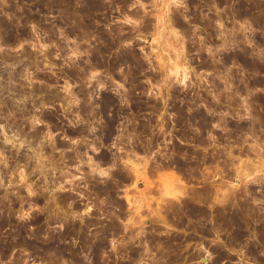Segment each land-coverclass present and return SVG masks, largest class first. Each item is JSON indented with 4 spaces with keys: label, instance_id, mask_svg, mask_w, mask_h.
I'll return each instance as SVG.
<instances>
[{
    "label": "rangeland",
    "instance_id": "rangeland-1",
    "mask_svg": "<svg viewBox=\"0 0 264 264\" xmlns=\"http://www.w3.org/2000/svg\"><path fill=\"white\" fill-rule=\"evenodd\" d=\"M101 1L107 7L93 10V18H89L86 0H0V222L7 227V232L19 225L22 229L25 226L30 236L36 229L31 221L47 223V233L43 234L46 237L52 233L57 235L58 246L53 250L60 257L54 260L34 257L27 248H11L7 254L0 249V264H264V238L260 243L257 241L258 237L264 236V9L259 12L257 8H264V0H249L252 12L245 37V34H238L235 39L234 29L232 37L226 35L227 30L224 35V26H219L220 33L210 40L208 35L201 33L193 36L192 41L175 30L168 16L175 9L184 7L182 0H154L155 5L151 0ZM257 2L259 6L255 5V8ZM142 13L146 17L152 13L155 21L160 19L157 25L165 26L147 31ZM161 18L166 19L164 24ZM239 23L234 25L240 28ZM121 27L125 31L135 28L137 32L129 38L125 35L128 32H122ZM109 34H115L117 38L122 34L129 39V43L125 40L120 47L115 44L111 50L114 53H109L121 52L124 56L135 51L137 65L143 63L147 70H158L159 74L164 71L157 82L151 81L148 73L139 75L146 86L145 92L138 93L139 98L153 97L159 105L162 100L166 104L164 101V107L159 109L163 113L143 116L145 124L143 129H138L140 144L136 161L127 151L130 144L128 129L125 135H121L122 129L110 131L109 143L104 142L100 147L83 145L86 139L83 129L85 107L91 104L95 109L101 108V101L104 102L106 96L126 90L124 80L115 76L114 71L104 72L89 65L91 59H95L94 54L98 56L95 52L98 37ZM89 71L95 77L89 75ZM49 113L54 115L53 121L48 119ZM100 117L93 121L97 128H91L93 136L90 137L99 132L100 124H106V117ZM34 129H40V134ZM146 138L150 142L148 149L141 145L147 143ZM55 140L62 144L47 145ZM108 150L121 152V164L100 163V153L108 154ZM182 163L187 169L179 167ZM192 164L197 166L196 181L188 180L182 174L193 170L188 168ZM130 172L135 173V182L131 187L124 186L127 189L120 196L102 198L96 193L97 185L90 186L94 193L88 191L87 180L92 177L110 179L111 173L119 177L121 173ZM150 172L159 175L150 177ZM190 183L201 187L194 189ZM202 187L211 188L214 191L212 197H207L208 200L198 197L195 204L198 205L200 198L199 207L204 205L202 210L206 212L212 209L209 213L213 215L214 209V212L224 211L229 198L231 205L225 209L231 211L226 214L230 213L231 218L234 216L229 223L234 229L236 226L239 229L250 227L249 240L235 245L224 243L223 235L215 236L216 243L227 254L224 258L214 256L211 240L200 244V253L196 256L191 253V247L183 251L177 249L178 245H171L170 253L163 252L165 243L162 242L169 235L160 233L179 229L166 219L167 209L176 210L180 203L183 205L184 197L193 199L192 195L198 189L203 190ZM88 193L93 202H87ZM247 202V207L260 211L254 220L249 217L251 215H244L243 205L238 209ZM212 218L213 221L216 217ZM240 218L247 219V224L251 220L249 227ZM85 221L114 222L119 227L106 226V231L113 232L100 239L93 235L90 246L82 250L81 245L86 241L81 239V234L76 236L74 230L80 231ZM157 223L163 225L153 227L154 237L151 236L150 241L148 235L152 228L149 225ZM3 239L6 238L0 234V240ZM27 241L33 242L32 238ZM152 244L154 248H151ZM173 250L178 251L174 253ZM184 253L188 256L184 257Z\"/></svg>",
    "mask_w": 264,
    "mask_h": 264
},
{
    "label": "flooded vegetation",
    "instance_id": "flooded-vegetation-1",
    "mask_svg": "<svg viewBox=\"0 0 264 264\" xmlns=\"http://www.w3.org/2000/svg\"><path fill=\"white\" fill-rule=\"evenodd\" d=\"M182 1L185 3L184 4V7L181 8V9H178V8L175 9L176 10V11L174 10L175 15L172 14V15H174L175 19L177 18L176 20L174 19L175 21H174L173 26L176 27V29L175 28L174 29L177 30V32L180 33L181 36H184L186 38L190 36L188 38L189 41H191V39L193 38V36H195L197 34H201V33H204V34L208 35L209 38H211L213 36H216L217 34H219V30H220V27L219 26H221V24L224 25V28H226V26H227V28H229L228 23L231 24L232 27L230 25V28L227 29V30H231L232 31V29L234 27V23L236 21L239 23V20H242V21H240V24H241V22H243L245 19H247L246 20V25H245L246 26L245 31L247 30L248 17L250 15V11L248 12V9H250L249 0H238V1L237 0L236 1L235 0H216V4H217V1H218L217 6H216V4L211 3L212 0H182ZM234 1H235V3H233ZM209 3H210V5L208 7V4ZM236 3L237 4L238 3L239 4L241 3V4H240V6H238L239 4L237 5ZM186 4H187V6H186ZM232 4H234V5L233 6H230ZM216 7H217V10H216ZM219 10L222 13L221 14L222 15V18L221 19L223 20L222 21L223 23H221V21L218 20L219 19L218 18L219 17L218 15L215 16L216 15V13H215L216 11L218 13H220ZM174 12H172V13H174ZM176 12H178L179 14L176 15ZM204 14H206L207 16L204 17L205 16ZM183 16H185V17H183ZM209 16H211V17H209ZM150 17H153V18H150ZM208 17H209V19H211L212 17H214V18H212L211 21L210 20L208 21L207 20ZM223 17H224L225 20L223 19ZM205 18H206L207 22H206ZM146 19H147V21H146V23L144 25V28L146 30H148V29L149 30H151V29L153 30L154 29V26L153 25L155 24L154 22H156L154 15L152 13H149V15H147ZM149 19H151V20H149ZM214 19H215V21L213 22ZM216 19H217L218 22L216 21ZM235 19H236V21H233ZM177 20H179V21H177ZM203 20H205L204 21L205 23L203 22ZM219 21H220L221 24L219 23ZM152 23H153V25H151ZM203 23L206 26H208L210 29L208 27H205V25ZM215 23L216 24L219 23L218 24L219 26L217 25L219 28L216 26ZM209 24H212V25H209ZM151 26H153V27L151 28ZM212 26H214L215 29L217 27V31L218 32H216V30L214 29V27L212 28ZM211 30L214 31V32H212ZM235 30H237V28ZM126 31L128 32V30H126ZM131 31L132 32H135L136 29H132V30L130 29L129 30V32L132 34ZM191 31H193V32H191ZM151 32H153V31H151ZM236 32H238V31H236ZM243 32H241V34H243ZM191 33H193V34H191ZM232 33H233V31H232ZM108 37H110V36L102 35V38H100L98 40L99 43L97 42L96 45H98L100 47V49H101L102 52H100L98 54V56H95L94 62L91 59L89 65L94 63L95 66L96 65L98 66V69L99 70H102L104 72H107V71H110V69H111V71H114L115 75H117L119 77H123L122 79L124 80V87H125L126 90L123 91V92L122 91H118V93L117 94L115 93V95H108V96H106V97H111L112 96L111 99H113V100L110 99V101H112L113 103L110 102V104L106 105L105 104L106 99H105L104 102H102V104L104 106L101 107L102 109L99 108L100 111H99V109L96 108V110H94V112H93L94 114L96 113L95 115L91 112L92 115L89 114L90 116H87L88 118L85 117L86 125L84 126L83 129L86 132L87 137H86V140L83 143V145H84V147H88V148H89L90 145L91 146L94 145V146L100 147L101 144H102V142L103 143L104 142L105 143H107V142L109 143L110 138H111L110 133H109L110 131H112V130L113 131H117V129H120V130L122 129L123 134H124V132L128 129L129 130V134H131V136H129L130 137V144H129V147H128V150L127 151H128L129 157H131V159H133V161H136L137 153H138V149L137 148H138V134H139V131L137 129H139V127L141 129H143L142 126L145 123L142 122V121H143L144 118H146L147 115L159 114V113H157V111L159 112V108L161 109V107H164L163 106L164 105V100L162 102L160 101L161 103L159 105L158 102H155L156 99L153 98V97L150 98V99L149 98H146V99L139 98L138 93L139 92H141V93L142 92H145L144 90L146 89V86H144V84L142 83L144 81V79H140L139 78V75L140 74H143V72H144V74L145 73H148L147 75H149V79H151V81H158L161 77H163V74L162 73H164V71H161V73L159 74V71L158 70L157 71L147 70V68H145V66H144V64L142 62L141 63L143 64V66L142 67H138V65H137L138 64V60L133 59L134 54L136 55V52L135 51H130L129 54H124L125 57L123 55H121L120 52H118L117 55H115V54L112 55L111 53L106 52L105 51L106 50L105 48L107 46L106 45L107 44V40H105L106 43L105 42H101V41H103L104 39H107ZM105 53H106L107 56L105 55ZM101 54L104 57H102ZM126 58H131L129 60L130 62H125L124 60ZM117 59L119 60V62H118ZM115 62H116V64H115ZM129 67H132V68H129ZM116 73H118V74H116ZM129 74H130V76H128ZM156 74H158V75H156ZM134 79H135V81H134ZM126 91L128 93H126ZM147 103H149V104H147ZM154 104H155V106H154ZM165 104H166V102H165ZM163 112L164 111H162V113ZM99 115L101 117L102 116L106 117L105 122H107V124H105V125H101L100 124V127L101 128L99 129V132H96V134H95L96 136H94L93 138L92 137H89V136H92V135H90V134H92V130H93L91 128H93V127L95 128L96 127V125L93 124L94 123L93 121ZM108 115H110V116H108ZM53 116L54 115L52 113L47 114V117H48V119L50 121H53L55 119V118H52ZM143 116H144V118H143ZM89 123H90L91 126L89 125ZM108 124H109V127L111 126V129H108V128L106 129L105 128L106 126H108ZM54 125H56V124H54ZM57 125H61V124L59 122H57ZM112 125H114V126H112ZM122 126H123V128H122ZM102 127L104 129H102ZM33 131H37V133H39V134L41 132L40 129H34ZM104 131H106L107 133L106 132L104 133ZM61 139L62 138L60 137V140ZM148 139L149 138H146L145 140H148ZM61 144L62 143L58 142V140H55V143H47L48 146L53 145V147H56V146L61 145ZM142 145H144V147H146V149H148V147L150 145V142L148 143V141H147V143H144ZM108 152H110V153L107 154L105 151H102L100 153V155H101L100 156V163L101 162H102V164H104V163L105 164L110 163L109 165H111L114 162H116V164L117 163L118 164H121V162H122L121 161L122 160V155L119 154V153H121L120 151H118V150H114V151L113 150H108ZM124 152H126V150H124ZM116 156H118V157H116ZM103 157H104V159H103ZM165 165H168V160H165ZM179 167L185 170L186 165L184 163H182V165H179ZM182 174L188 180H195V181L197 180L195 177H191L188 172H183ZM154 175L157 176V175H159V173L150 172V174H149L150 177H153ZM109 176H110V179H105V177L98 178V179H95V177H92V178L88 179L87 180V185L89 186L88 187V191L90 193L91 192L94 193V191L90 189V186H92V185L96 186L97 185V187H96L97 188V192L96 193L97 194H101L102 195V198H107V197H111V196L117 197V196H120L122 194V192L127 189L124 186H130L131 187L134 184V182H135V173H131V172L129 174H127V173H123L122 174L121 173V174H119V177H114V173H111V175L109 174ZM189 185H190V187L192 186L194 189H196L197 187H201V185H198L196 183H190ZM86 198H87V202H93L90 194L87 195ZM247 204H248V202L247 203H244V204H241L239 207H241L242 205H243V208L244 207H247ZM185 207L186 206H184V204H183L181 208H177V211L176 210L175 211L174 210H171V208L170 209H167L169 211L167 212V214L165 216L168 215L167 218L169 219V221L171 223H173L174 225H176L177 227H179V229H176L177 231H174L172 233L169 232V233H171L169 236H170V238H172L171 240H173V241L170 240V242H169L168 240H166L167 237H165V241H166L165 243L166 244L174 243V244H170V245H178L179 247H177V248L178 249L180 248V250H183V251H185L187 248H190L191 247V249H192V252L191 253H193L196 256V255H198L200 253V251H199L200 244L203 243V242H208V241L211 240L212 242H210V243L213 245V249L215 250L214 256H217L218 258H224V257L227 256V254L223 250V247L222 246H218V244L215 241V236H217L218 234L219 235H223V239H224L223 242L224 243H227V244H235V245L236 244L238 245L240 243H246L249 240V238H248V236H249V229H247V228H244L243 229L241 227V231H242L241 232L239 230V228L236 227L238 233L235 234V232L231 228L232 227L231 225H229L227 222H223V221L218 220V217H217L218 214L216 213V211L214 212V215L217 214L216 215V218H215L214 221H212V222L209 223L210 224L209 227H208L209 229L200 230L202 228V226H195L196 225L195 224V221L196 220H195V216L192 217L193 216V213L191 212L192 214L191 213L188 214L189 213L188 211H191V208H190L191 206L189 207L190 210L188 209V207H186V208ZM184 209H185L186 212H184ZM99 210H100V208H99ZM261 210H263V209H261ZM228 211H230V210H228ZM255 211L258 213V215L260 214V211L259 210H255ZM179 216L181 217L180 218L181 220L179 219ZM182 218H183V220H182ZM193 218L195 220V221L193 220L194 222H192V219ZM172 219H173L174 222L172 221ZM189 220H191L190 221L191 222V225H190V222L187 223V221H189ZM31 223L35 225V228L36 229L31 232V236H30L27 233V230L28 229L27 228L25 229V226L22 229L21 228V225H19V227L17 229H12V230H9L7 232V229H6L7 227H5V225H3L4 224L3 222H0V234L4 238H6V239H3V240H0V249L4 251V254H7L8 251L11 248H15V249H18V250H21V248H27V249L31 250L30 252L32 253V255L34 257L44 258V259H49V260L52 259V258H53V260L59 258V255H57V252L55 253V251L53 252V250H52V252L46 250L48 248L49 249H55V248L57 249V245H56L57 244V235L55 233H52L51 234L52 236L49 235V237H46V235L43 234V232L47 233V230H46L47 224L46 223H43L42 221H31ZM90 223H91V225H89ZM206 223L207 222H205V224L202 223L203 226H205ZM83 224H84V227L80 231H77V229L74 230V233H76L78 235L81 234V239L84 240V241H86V243H83V245H81V249L82 250L87 249L90 246L89 245L90 242L88 243V240L90 241V237H93V235H95L94 237H97V238L100 239V238L104 237L107 233H112L113 232V231H110V230L106 231V226L107 227H119V225L116 224V223H114V222L105 223V222H100V221H85V223H83ZM178 224H180V226ZM160 225H163V224L157 223V224H152V225L150 224L149 226H151V228H153V227H157V226H160ZM192 228H194V229H192ZM195 229H196L197 232L195 231ZM206 230L209 231V232H207ZM4 232H6V233L5 234H2ZM164 232L162 231V233H161L162 236H166L167 233L166 232L164 233ZM153 233H154V229H152V230L149 231L148 238L150 239V241H151V236H153ZM157 235H158V233H157ZM88 236H89V238H88ZM86 237H87L88 240L86 239ZM173 237H174V239L176 241L173 239ZM27 238H32L33 242H28L27 241L28 240ZM241 239H242V241H241ZM262 240H263V237H258L257 238V241L259 243ZM176 242H178V243H176ZM28 245L30 247H28ZM34 245H35V247H34ZM55 245H56V247H55ZM153 247H154V245L152 244L151 245V248H153ZM97 248L99 249V247H97ZM97 253H99V251H97ZM55 254H56V256H55ZM187 256H188L187 254H184V257H187ZM189 256H190V254H189ZM96 257L100 258L101 256L97 255Z\"/></svg>",
    "mask_w": 264,
    "mask_h": 264
},
{
    "label": "bare ground",
    "instance_id": "bare-ground-1",
    "mask_svg": "<svg viewBox=\"0 0 264 264\" xmlns=\"http://www.w3.org/2000/svg\"><path fill=\"white\" fill-rule=\"evenodd\" d=\"M86 1H87V6H86V12H87V13H86V14H87V16H88L89 18H93V16H94V11H93V10L96 11V10H100V9H103V8H106V7H107V5H104L105 3L103 4V2H102L101 0H86ZM111 1H113V3H115L117 0H111ZM151 1H152V3L154 4V0H151ZM235 1H236V0H235ZM235 1H234L233 3H235ZM237 1H238V0H237ZM209 2H210V1H209ZM152 3H149V4H152ZM211 3L216 4V0H212ZM257 3H258V2H257ZM116 4H117V3H116ZM153 4H152V5H153ZM155 4H156V3H155ZM155 4H154V5H155ZM157 4H158V3H157ZM217 4H218V1H217ZM217 4H216V6H217ZM236 4H237V3H236ZM238 4H239V3H238ZM238 4H237V5H238ZM240 4H241V3H240ZM240 4H239L238 6H240ZM247 4H248V3H247ZM250 4L252 5V3H250ZM253 4H254V3H253ZM85 5H86V4H85ZM108 5H109V4H108ZM198 5H199V4H198ZM209 5H210V3L208 4V7H209ZM233 5H234V4H232V5H230V6H233ZM255 5L259 6V3H258V4H254V7L256 8ZM186 6H187V4H186ZM196 6H197V5H196ZM200 6H201V5H200ZM200 6H199V7H200ZM211 6H212V5H211ZM245 6H246V5H245ZM262 6H263V5H262ZM68 7H69V6H68ZM68 7H67V8H68ZM109 7H110V5H109ZM214 7H215V6H214ZM247 7H248V6H247ZM71 8H72V7H71ZM154 8H155V7H154ZM238 8H239V7H238ZM257 8H259V12H260L262 9H264V8H260V7H257ZM178 9H179V8H178ZM209 9H210V8H209ZM211 9H212V8H211ZM224 9H225V8H224ZM66 10H67V9H66ZM199 10H200V9H199ZM216 10H217V7H216ZM234 10H235V9H234ZM257 10H258V9H257ZM169 11H170V10H169ZM175 11H176V10H175ZM219 11H220V10H219ZM238 11H239V10H238ZM249 11L252 12L251 9H248V12H249ZM254 11H255V9H254ZM262 11H263V10H262ZM66 12H67V11H66ZM75 12H76V11H75ZM173 12H174V11H173ZM234 12H235V11H234ZM239 12H240V11H239ZM241 12H242V11H241ZM71 13H72V12H71ZM78 13H79V12H78ZM81 13H82V12H81ZM81 13H80V14H81ZM102 13H103V12H102ZM145 13H146V12H145ZM205 13H206V12H205ZM215 13H216L215 16H217V15L219 16V17H218L219 19H218V18H217V19L220 20L221 23H223V22H222L223 20L221 19V18H222V15H221L222 13H221V11H220V13H218L217 11H216ZM236 13H237V12H236ZM263 13H264V12H263ZM67 14H68V13H67ZM75 14H76V13H75ZM75 14H74V15H75ZM134 14H135V13H134ZM137 14H138V13H137ZM137 14H135V15H137ZM143 14H144V13H142V17L145 16L144 19L147 21V19H146V15H143ZM172 14L175 15V12H174V13H170L168 16H169V18H170V20H171L170 23H172V25H173V24H174V21H175L177 18L175 19L174 15H172ZM177 14H179V13L176 12V15H177ZM189 14H190V13H189ZM261 14H262V13H261ZM105 15H106V14H105ZM140 15H141V14H140ZM148 15H149V14H148ZM184 15H185V14H184ZM204 15H205L204 17L207 16L206 14H204ZM240 15H241V14H240ZM252 15H253V14H252ZM75 16H76V15H75ZM87 16L85 15V17H87ZM181 16H182V15H181ZM215 16H214V17H215ZM246 16H247V15H246ZM258 16H259V15H258ZM79 17H80V16H79ZM183 17H185V16H183ZM202 17H203V16H202ZM209 17H211V16H209ZM209 17H208V19H207L208 21H209V20L211 21L212 18H214V17H212L211 19H209ZM234 17H235V16H234ZM65 18H66V17H65ZM73 18H74V16H73ZM102 18H103V17H102ZM106 18H107V17H106ZM150 18H153V17H150ZM156 18H158V17H156ZM169 18H168V19H169ZM258 18H259V17H258ZM71 19H72V17H71ZM168 19H167V20H168ZM174 19H175V20H174ZM178 19H179V18H178ZM217 19H216V21H217ZM223 19H224V17H223ZM256 19H257V18H256ZM149 20H151V19H149ZM149 20H148V21H149ZM152 20H153V19H152ZM159 20H160V19H157L156 22H154L155 24L153 25V23H152L151 25H153L154 27L158 26L157 28L165 26V25H163V26H159V25H157V24H160V23H158ZM183 20H184V19H183ZM205 20H206V18H205ZM205 20H203V22H204ZM207 20H206V22H207ZM224 20H225V19H224ZM245 20H247V19H245ZM245 20H244L243 22H245ZM75 21H76V20H75ZM94 21H95V19H94ZM146 21H145V22H146ZM162 21H163V20H162V18H161V23L164 24V22L166 21V19H165V21H163V22H162ZM177 21H179V20H177ZM177 21H176V22H177ZM195 21H196V20H195ZM214 21H215V19L213 20V22H214ZM220 21H219V23H220ZM233 21H236V19L233 20ZM241 21H242V20H241ZM257 21H258V20H257ZM259 21H263V20H259ZM69 22H70V21H69ZM79 22H80V21H79ZM79 22H78V24H80ZM81 22H82V21H81ZM96 22H97V21H96ZM98 22H99V21H98ZM149 22H150V21H149ZM167 22H168V21H167ZM182 22H183V21H182ZM217 22H218V21H217ZM243 22H241L240 28H239V26L236 27L237 25H236V26L234 25L235 27H233V29L235 30V29L237 28L236 31L241 30V32H243V31H242V30H244V28H243ZM92 23H93V22H92ZM92 23H91V27H92ZM142 23H144V21H143ZM142 23H141V24H142ZM168 23H169V22H168ZM168 23H167V24H168ZM170 23H169V25H171ZM204 23H205V22H204ZM204 23H203V24H204ZM211 23H212V22H211ZM219 23H218V24H219ZM221 23H220V24H221ZM233 23H234V22H233ZM235 23H237V21H236ZM235 23H234V24H235ZM245 23H246V22H245ZM249 23H250V21H249ZM251 23H252V22H251ZM74 24H75V23H74ZM96 24H97V23H96ZM98 24H99V23H98ZM149 24H150V23H149ZM167 24H166V26H167ZM206 24H207V23H206ZM215 24H216V23H215ZM218 24H216V26H217ZM239 24H240V23H239ZM252 24H253V23H252ZM85 25H86V24H85ZM93 25H94V24H93ZM131 25H132V24H131ZM147 25H148V24H147ZM186 25H187V24H186ZM204 25H205V24H204ZM209 25H212V24H209ZM244 25H246V24H244ZM88 26H89V25H88ZM104 26H105V25H104ZM119 26H120V25H119ZM122 26H123V25H122ZM140 26H142V25H140ZM153 26H151V28H152ZM179 26H180V25H179ZM218 26H219V25H218ZM218 26H217V27H218ZM221 26H224V25L221 24ZM114 27H115V26H113V28H114ZM132 27H133V26H132ZM142 27H143V26H142ZM149 27H150V26H149ZM205 27H208V26L205 25ZM213 27H214V26H212V28H213ZM217 27H216V29H215V27H214V29L216 30V32H218V31H217ZM231 27H232V25H231ZM79 28H80V26H79ZM87 28H88V27H87ZM111 28H112V27H111ZM128 28H129V27H128ZM139 28H140V27H139ZM146 28H147V27H146ZM157 28H156V29H157ZM191 28H192V27H191ZM208 28H209V27H208ZM208 28H207V29H208ZM218 28H219V27H218ZM229 28H230V26H229ZM229 28H227V26H226V28H224V32H223L224 35H225V31H226L227 29H229ZM77 29H78V28H77ZM80 29H81V28H80ZM88 29H89V28H88ZM96 29H97V28H96ZM115 29H116V27H115ZM115 29H113V32L115 31ZM117 29H118V27H117ZM117 29H116V30H117ZM122 29H123L122 32H124V31H125V30H124V27H123V28L121 27V30H122ZM133 29H135V28H133ZM141 29H142V28H141ZM144 29H145V28H144ZM147 29H148V28H147ZM163 29H165V28H163ZM209 29H210V28H209ZM233 29H232V31H233ZM262 29H263V28H262ZM82 30H83V29H82ZM121 30H120V31H121ZM129 30H130V29H128V34H125V35H126L127 37L130 38V34H131V33L129 32ZM131 30H132V29H131ZM139 30H140V29H139ZM148 30H149V29H148ZM148 30H147V31H148ZM153 30H154V29H153ZM157 30H158V29H157ZM165 30H166V29H165ZM165 30H164V31H165ZM192 30H193V29H192ZM212 30H213V29H212ZM212 30H211V31H212ZM220 30H221V27H220ZM220 30H219V31H220ZM222 30H223V28H222ZM259 30H260V29H259ZM111 31H112V30H111ZM147 31H146V32H147ZM159 31H160V30H159ZM184 31H185V30H184ZM194 31H195V30H194ZM227 31H228V33H227L226 35L232 37V34L234 33V31H233V33H232L231 30H230V31L227 30ZM83 32H84V31H83ZM89 32H92V30L89 31ZM126 32H127V31H126ZM131 32H132V31H131ZM136 32H137V29H136ZM141 32H142V31H141ZM150 32H151V31H150ZM156 32H158V31H156ZM191 32H193V31H191ZM212 32H214V31H212ZM115 33H116V32H115ZM120 33H121V32H120ZM132 33H133V32H132ZM142 33H143V32H142ZM147 33H148V32H147ZM187 33H188V32H187ZM219 33H220V32H219ZM221 33H222V32H221ZM161 34H162V33H161ZM191 34H193V33H191ZM208 34H209V33H208ZM212 34H213V33H212ZM238 34H241V33H240V32H238V33L236 32V33L233 34V36H235V39H238V37H239ZM243 34H245V30H244ZM243 34H241L240 36H242ZM261 34H262V33H261ZM82 35H83V34H82ZM87 35H89V34L87 33ZM96 35H97V34H96ZM109 35H110V34H109ZM117 35H119V34H117ZM125 35H122V34H121V35L118 36V38L116 37L115 34L112 35V36L110 35V36H111L110 39H104L103 41H101V42H105V43H106L105 40H107V44H106L107 46H106V48L104 47L106 50H105L104 48H103V49H104L106 52H110V51L112 50V48L115 47V44H116V45L119 44V47H120V45H124L123 43H125V40H127V41L129 40V39H127L126 37H124ZM213 35H214V34H213ZM237 35H238V36H237ZM192 36H193V35H192ZM245 36H246V34L244 35V37H245ZM95 37H96V36H95ZM131 37H132V36H131ZM166 37H169V36L166 35ZM166 37H165V38H166ZM183 37H184V36H183ZM189 37H190V36H189ZM189 37H188V38H189ZM206 37H207V35H206ZM87 38H88V37H87ZM89 38H90V37H89ZM101 38H102V37H101ZM103 38H104V37H103ZM125 38H126V39H125ZM218 38H219V37H218ZM224 38H226V37H224ZM90 39H91V38H90ZM98 39H100V38L98 37ZM98 39H97V40H98ZM167 39H168V38H166V40H167ZM170 39H171V38H170ZM220 39H221V38H220ZM230 39H231V38H230ZM246 39H247V38H246ZM101 40H102V39H101ZM166 40H165V41H166ZM182 40H183V39H182ZM184 40H185V38H184ZM199 40H200V39H199ZM209 40H210V38H209ZM213 40H214V39H213ZM221 40H222V39H221ZM227 40H228V38H227ZM231 40H232V39H231ZM258 40H259V39H258ZM127 41H126V42H127ZM170 41H172V40H170ZM191 41H192V40H191ZM194 41H195V40H193V42H194ZM214 41H215V40H214ZM233 41H234V40H233ZM84 42H85V41H84ZM166 42H167V41H166ZM209 42H210V41H209ZM225 42H226V39H225ZM225 42H224V43H225ZM247 42H248V41H247ZM86 43H87V42H86ZM98 43H99V42H98ZM105 43H104V44H105ZM128 43H129V41H128ZM194 43H195V42H194ZM226 43H228V41H227ZM234 43H236V42H234ZM244 43H246V42H244ZM241 44H242V43H241ZM247 44H248V43H247ZM261 44H262V43H261ZM113 45H114V46H113ZM125 45H126V44H125ZM167 45H169V43H168ZM263 45H264V44H263ZM90 46H91V45H90ZM97 46H98V45H97ZM100 46H101V45H100ZM128 46H129V45H128ZM215 46H216V45H215ZM116 47H117V46H116ZM167 47H168V46H167ZM240 47H241V46H240ZM125 48H126V47H125ZM197 48H198V47H197ZM203 48H204V47H203ZM207 48H208V47H207ZM215 48H216V47H215ZM114 49H115V48H114ZM167 49H168V48H167ZM135 50H136V49H135ZM197 50H198V49H197ZM203 50H204V49H203ZM246 50H247V49H245V51H246ZM87 51H88V50H87ZM91 51H92V50H91ZM114 51H115V50H114ZM117 51H118V49H117ZM117 51H116V52H117ZM240 51H241V50H240ZM95 52H97V53H96L97 55H98L100 52H102L99 46H98V48H96V51H95ZM95 52H94V53H95ZM103 52H104V51H103ZM111 52H112V51H111ZM116 52H115V53H116ZM197 52H198V51H197ZM88 53H89V52H88ZM112 53H114V52H112ZM120 53H121V52H120ZM247 53H248V52H247ZM103 54H104V53H103ZM238 54H239V53H238ZM243 54H245V53H243ZM105 55H106V53H105ZM116 55H117V54H116ZM246 55H247V54H246ZM94 56H96V55L94 54ZM101 56H102V54H101ZM106 56H107V55H106ZM132 56H133V55H132ZM132 56H131V57H132ZM102 57H104V56H102ZM124 57H125V56H124ZM129 57H130V56H129ZM134 57H135V54H134ZM134 57H133V59H135ZM147 57H148V56H147ZM231 57H232V56H231ZM246 57H247V56H246ZM90 58H91V57H90ZM99 58H100V57H99ZM120 58H121V57H120ZM238 58H239V57H238ZM238 58H237V59H238ZM92 59H93V58H92ZM100 59H101V58H100ZM100 59H99V60H100ZM123 59H124V58H123ZM130 59H131V58H126L124 61H125V62H130V61H129ZM136 59H137V58H136ZM147 59H148V58H147ZM87 60H88V59H87ZM94 60H95V59H94ZM114 60H115V59H114ZM117 60H118V59H117ZM232 60H234V59H232ZM139 61H140V60H139ZM247 61H248V60H247ZM93 62H94V61H93ZM101 62H102V61H101ZM118 62H119V60H118ZM134 62H135V61H134ZM175 63H176V62H175ZM175 63H174V64H175ZM233 63H234V62H233ZM245 63H246V62H245ZM247 63H248V62H247ZM108 64H109V63H108ZM115 64H116V62H115ZM117 64H118V63H117ZM121 64H122V63H121ZM131 64H132V63H131ZM174 64H173V65H174ZM141 65H142V64H141ZM141 65H138V66L141 67ZM177 65H179V64L177 63ZM222 65H223V64H222ZM90 66L94 67L95 65H94V63H93V64H91ZM117 66H118V65H117ZM129 66H130V65H129ZM142 66H143V65H142ZM175 66H176V64H175ZM233 66H234V65H233ZM95 67L98 69V66H97V65H96ZM95 67H94V68H95ZM90 68H91V67H90ZM96 68H95V69H96ZM104 68H105V67H104ZM108 68H109V67H108ZM129 68H132V67H129ZM226 68H227V67H226ZM229 68H230V67H229ZM245 68H246V67H245ZM80 69H82V67H81ZM80 69H79V70H80ZM84 69H85V68H84ZM122 69H123V68H122ZM127 69H128V68H127ZM184 69H185V68H184ZM214 69H215V68H214ZM79 70H78V72H79ZM87 70H88V69H87ZM92 70H94V69H92ZM110 70H111V69H110ZM145 70H146V69H145ZM215 70H216V69H215ZM215 70H214V71H215ZM218 70H219V69H218ZM221 70H222V69H221ZM221 70H220V71H221ZM247 70H248V69H247ZM74 71H75V70H74ZM76 71H77V70H76ZM96 71H99V70H96ZM105 71H106V70H105ZM177 71H178V70H177ZM226 71H227V70H226ZM85 72H86V71H85ZM90 72H91V71H89V75H93V76L95 75V74L90 73ZM121 72H122V71H121ZM124 72H125V71H124ZM230 72H231V70H230ZM81 73H82V72H81ZM130 73H131V72H130ZM217 73H218V72H217ZM87 74H88V73H87ZM116 74H118V73H116ZM119 74H120V73H119ZM231 74H232V73H231ZM85 75H86V74H85ZM122 75H123V74H122ZM125 75H126V74H125ZM156 75H158V74H156ZM161 75H162V74H161ZM186 75H187V74H186ZM217 75H218V74H217ZM241 75H242V74H241ZM100 76H101V75H100ZM105 76H107V75H105ZM108 76H109V75H108ZM115 76H116V75H115ZM115 76L113 75V77H115ZM126 76H127V75H126ZM128 76H130V74H129ZM153 76H154V75H153ZM224 76H225V75H224ZM230 76H231V75H230ZM244 76H245V75H244ZM88 77H91V76H88ZM94 77H95V76H94ZM94 77H93V79H95ZM154 77H155V76H154ZM157 77H158V76H157ZM225 77H226V76H225ZM91 78H92V77H91ZM105 78H106V77H105ZM107 78H108V77H107ZM122 78H123V77H122ZM126 78H127V77H126ZM159 78H160V77H159ZM216 78H217V77H216ZM227 78H228V77H227ZM229 78H230V77H229ZM231 78H232V76H231ZM124 79H125V78H124ZM163 79H164V78H163ZM163 79H162V80H163ZM108 80H109V79H108ZM114 80H115V79H114ZM114 80H113V81H114ZM125 80H126V79H125ZM215 80H216V79H215ZM218 80H219V79H218ZM223 80H224V79H223ZM85 81H86V80H85ZM89 81H93V80H89ZM134 81H135V79H134ZM158 81H159V80H158ZM221 81H222V80H221ZM105 82H106V81H105ZM156 82H157V81H156ZM217 82H218V81H217ZM109 83H110V82H109ZM84 84H85V82H84ZM103 84H105V83H103ZM123 84H124V83H123ZM138 84H139V83H138ZM140 84H141V83H140ZM226 84H227V83H226ZM85 85H86V84H85ZM112 85H113V83H112ZM198 85H199V84H198ZM200 85H202V84H200ZM219 85H220V84H219ZM222 85H224V83H223ZM227 85H228V84H227ZM102 86H103V85H102ZM115 86H116V85H115ZM136 86H137V85H136ZM140 86H141V85H140ZM144 86H145V85H144ZM228 86H229V85H228ZM98 87H99V85H98ZM98 87H97V88H98ZM105 87H106V86H105ZM110 87H111V86H110ZM117 87H118V86H117ZM117 87H116V89H117ZM224 87H225V86H224ZM130 88H131V87H130ZM136 88H137V87H136ZM142 88H143V87H142ZM144 88H145V87H144ZM99 89H100V88H99ZM116 89H115L114 91H116ZM140 89H141V88H140ZM178 89H179V88H178ZM223 89H224V88H223ZM225 89H226V88H225ZM83 90H84V89H83ZM87 90H88V89H87ZM91 90H92V89H91ZM118 90H119V89H118ZM129 90H130V89H129ZM172 90H173V89H172ZM217 90H218V89H217ZM221 90H222V89H221ZM80 91H81V90H80ZM96 91H97V90H96ZM98 91H99V90H98ZM228 91H229V90H228ZM92 92H94V91H92ZM99 92H100V91H99ZM217 92H219V91H217ZM221 92H222V91H221ZM229 92H230V91H229ZM90 93H91V92H90ZM126 93H128V92L126 91ZM219 93H220V92H219ZM88 94H89V93H88ZM88 94H87V95H88ZM176 94H177V93H176ZM232 94H233V93H232ZM235 94H236V93H235ZM163 95H164V94H163ZM172 95H173V94H172ZM178 95H179V94H178ZM239 95H240V94H239ZM126 96H127V95H126ZM218 96H219V95H218ZM218 96H217V97H218ZM225 96H226V95H225ZM233 96H234V95H233ZM233 96H231V97H233ZM235 96H237V94H236ZM235 96H234V97H235ZM74 97H75V96H74ZM85 97H86V96H85ZM89 97L92 98V96H90V94H89ZM111 97H112V96H111ZM121 97H122V96H121ZM164 97H165V96H164ZM174 97H175V95H174ZM217 97H216V98H217ZM229 97H230V96L228 95V98H229ZM239 97H240V96H239ZM63 98H64V97H63ZM128 98H129V97H128ZM222 98H223V97H222ZM105 99H106V101H105V104H106V105H108V104H110V102H112V101H110V98H108V97H107V98L105 97ZM105 99H104V100H105ZM131 99H132V98H131ZM162 99H163V98H162ZM226 99H227V98H226ZM229 99H230V98H229ZM236 99H237V98H236ZM236 99H235V100H236ZM241 99H242V98H241ZM241 99H240V100H241ZM85 100H86V99H85ZM87 100H89L88 97H87ZM90 100H91V99H90ZM94 100H95V99H94ZM114 100H115V99H114ZM92 101H93V99H92ZM92 101H91V103H92ZM98 101H99V100H98ZM149 101H150V100H149ZM162 101H163V100H162ZM162 101H161V102H162ZM164 101H165V100H164ZM196 101H197V99H196ZM224 101H225V100H224ZM226 101H227V100H226ZM229 101H230V100H229ZM73 102H74V100H73ZM83 102H84V101H83ZM101 102H103V101H101ZM152 102H153V101H152ZM161 102H160V103H161ZM165 102H166V101H165ZM227 102H228V101H227ZM231 102L233 103L234 101L231 100ZM236 102H237V101H236ZM88 103H89V102H88ZM112 103H113V102H112ZM112 103H111V104H112ZM196 103H197V102H196ZM64 104L66 105L65 102H64ZM70 104H72V103H70ZM82 104H84V103H82ZM89 104H90V103H89ZM93 104H94V103H93ZM138 104H139V103H138ZM147 104H149V103H147ZM86 105H87V103H86ZM101 105L104 106L103 104H101ZM152 105H153V104H152ZM77 106H78V105H77ZM117 106H118V105H117ZM154 106H155V104H154ZM226 106H227V105H226ZM67 107H68V106H67ZM84 107H85V106H84ZM178 107H179V106H178ZM228 107H229V106H228ZM71 108H72V107H71ZM98 108H99V107H98ZM98 108H97V109H98ZM103 108H104V107H103ZM109 108H110V107H109ZM111 108H112V107H111ZM220 108H221V107H220ZM82 109H83V108H82ZM82 109H81V110H82ZM100 109H102V108H100ZM100 109H99V111H100ZM159 109H160V108H159ZM177 109H178V108H177ZM196 109H197V108H196ZM216 109H217V108H216ZM218 109H219V108H218ZM79 110H80V109H79ZM85 110H86L85 113H84V114H85V117L88 118L87 116L92 115L91 112L93 113L94 110H96V109H95L94 106H92V105L90 104V106L85 107ZM116 110H117V109H116ZM180 110H181V109H180ZM199 110H200V109H199ZM221 110H222V109H221ZM82 111H84V110H82ZM159 111H160V110H159ZM161 111H162V110H161ZM218 111H220V110H218ZM75 112H76V111H75ZM78 112H79V111H78ZM101 112H102V111H101ZM194 112H195V111H194ZM82 113H83V112H82ZM157 113H158V111H157ZM208 113H209V112H208ZM219 113H220V112H219ZM221 113H222V112H221ZM223 113H224V112H223ZM89 114H90V115H89ZM93 114H94V113H93ZM95 114H96V113H95ZM95 114H94V115H95ZM101 114H102V113H101ZM202 114H204V113H202ZM214 114H215V113H214ZM72 115H76V114H72ZM78 115H79V113H78ZM80 115H81V112H80ZM94 115H93V116H94ZM110 115H111V114H110ZM110 115H108V116H110ZM112 115H113V114H112ZM208 115H209V114H208ZM197 116H198V115H197ZM203 116H204V115H202V117H203ZM216 116H217V115H216ZM220 116H221V115H220ZM94 117H95V116H94ZM158 117H159V116H158ZM198 117H199V116H198ZM100 118H101V117H100ZM100 118H99V119H100ZM132 118H133V117H132ZM193 118H194V117H193ZM193 118H192V119H193ZM221 118H222V117H221ZM90 119H91V118H90ZM150 119H151V118H150ZM197 119H198V118H197ZM205 119H206V118H205ZM71 120H72V119H71ZM94 120H95V119H94ZM148 120H149V119H148ZM186 120H187V119H186ZM200 120H201V119H200ZM219 120H220V117H219ZM80 121H81V120H80ZM145 121H146V120H145ZM205 121H206V120H205ZM208 121H209V120H208ZM82 122H83V121H82ZM91 123H92V122H91ZM176 123H178V122H176ZM189 123H190V122H189ZM93 124L95 125V123H93ZM97 124H98V123H97ZM106 124H107V122H106ZM203 124H204V123H203ZM205 124H206V123H205ZM205 124H204V125H205ZM207 124H208V123H207ZM89 125H90V123H89ZM103 125H104V124H103ZM185 125H186V124H185ZM84 126H85V125H84ZM90 126H91V125H90ZM97 126H98V125H97ZM112 126H114V125H112ZM125 126H126V125H125ZM181 126H182V125H181ZM151 127H153V126H151ZM95 128H97V127H95ZM100 128H101V127H100ZM105 128H106V129H107V128H108V129H111V126L109 127V124H108V126H106ZM188 128H190V127L188 126ZM103 129H104V128H103ZM77 130H78V129H77ZM137 130H138V129H137ZM150 130H151V129H150ZM182 131H183V130H182ZM36 132H37V131H36ZM36 132H34V133H35V137H36ZM126 132H127V131H126ZM127 133H128V132H127ZM143 133H144V132H143ZM164 133H165V132H164ZM79 134H80V133H79ZM82 134H83V132H82ZM88 134H89V133H88ZM95 134H96V133H95ZM125 134H126V133H125ZM181 134H182V133H181ZM90 135H92V134H90ZM117 135H118V134H117ZM121 135H124V134H121ZM121 135H120V136H121ZM138 135H139V134H138ZM85 136L87 137V135H85ZM92 136H93V135H92ZM94 136H95V135H94ZM102 136H103V135H102ZM118 136H119V135H118ZM129 136H131V134H129ZM183 136H184V135H183ZM89 137H90V136H89ZM36 138H38V137H36ZM92 138H93V137H92ZM142 138H143V137H142ZM197 138H198V137H197ZM38 139H39V138H38ZM84 139H85V138H84ZM99 139H100V138H99ZM117 139H118V138H117ZM85 140H86V139H85ZM97 140H98V139H97ZM136 140H137V139H136ZM140 140H141V139H140ZM39 141H41V140L39 139ZM92 142H93V141H92ZM146 142H147V140H146ZM102 143H103V142H102ZM138 143H139V142H138ZM143 143H144V142H143ZM139 144H140V143H139ZM141 145H142V144H141ZM86 146H87V145H86ZM90 146H91V145H90ZM143 146H144V145H143ZM106 147H107V146H106ZM86 148H87V147H86ZM86 152H87V151H86ZM179 153H180V152H179ZM180 154H182V153H180ZM105 155H106V154H105ZM198 155H199V154H198ZM77 157H78V156H77ZM79 157H80V156H79ZM98 157H99V156H98ZM116 157H118V156H116ZM99 158H100V157H99ZM107 158H108V157H107ZM113 158H114V157H113ZM194 158H195V157H194ZM80 159H81V158H80ZM103 159H104V157H103ZM118 159H119V158H118ZM78 160H79V159H78ZM97 160H98V159H97ZM197 160H198V159H197ZM85 161H86V160H85ZM99 161H100V159H99ZM193 162H194V161H193ZM196 162H198V161H196ZM85 163H86V162H85ZM101 163H102V162H101ZM115 163H116V162H115ZM104 164H105V163H104ZM196 164H197V163H196ZM98 165H99V164H98ZM90 166H91V165H90ZM96 166H97V165H96ZM195 166H196V165H195ZM195 166H193V164H192V166L189 165V167H188V168H191V167H192V169H193V170H191L190 172H188V173L190 174L191 177H194V176H196V174H197V173L195 172V170L197 169V168H196L197 166H196V167H195ZM94 168H95V167H94ZM195 168H196V169H195ZM99 169H100V168H99ZM185 169H187V167H186ZM96 171H97V169H96ZM99 171H100V170H99ZM93 173H94V172H93ZM95 176H96V175H95ZM199 177H200V176H199ZM195 178H196V177H195ZM214 184H215V183H214ZM206 186H207V185H206ZM208 187H210V185H208ZM208 187H207V188L204 187V189H203V187H202L201 189H203V190H200V189L196 190L197 192H195V193L192 195V196H193V199H190V198H189L190 200H187L188 198H187V199H184L185 197L183 198V200L181 199L182 202L184 201V203H183L184 206L188 207L189 210H190V208H191V211H188V212H189L188 214H190L191 212L193 213V216H192V217L195 216V218H196L195 220H196L197 222L194 220V218L192 219V222L195 221V224H196V225L194 224L195 226H202V228H201L200 230L209 229V228H208L209 225H210V224H209V223H210L209 219H211V221H212V219H213L212 217H216L217 214H218L217 217H219L218 220L221 219V221H223V222H227V223H229V222L231 221V219L234 217V216H233V217L231 218L230 213H228L230 216H229L228 214H226V211H227L226 209H227V207L231 205L230 202H229V201H230L229 198H228V202H225V204L227 203V204H226L227 207H223V208H224V211L221 210V209H220V211H218V210H219V209H218V210H216V213H217V214L215 213L216 215H214V210H215V209L213 210V215H210L209 211H212V209H211V210H207L208 212H206L205 210H204V211L202 210V208L204 207V205H203L202 208H201V206L199 207V203H200V200H199V199H200V198L198 199V201H199V203H197L198 205L195 204V202H197L196 198L201 197V199H202V198H203V199H204V198L207 199V197L211 196V193L214 192V191H211V188H208ZM197 188H198V187H197ZM216 189H217V188H216ZM216 189H215V190H216ZM218 189H219V188H218ZM218 189H217V190H218ZM217 190H216V191H217ZM192 191H193V189H192ZM193 192H194V191H193ZM193 192H192V193H193ZM216 193H217V192H215V194H216ZM190 194H191V193H190ZM212 194H213V193H212ZM227 195H228V194H227ZM230 195H231V193H230ZM189 196H191V195H189ZM192 196H191V197H192ZM228 196H229V195H228ZM228 196H227V197H228ZM232 196H233V195H232ZM211 197H212V196H211ZM238 197H240V196H238ZM232 198H233V197H232ZM240 198H241V197H240ZM38 199H39V198H38ZM206 199H205V200H206ZM230 199H231V197H230ZM233 199H234V198H233ZM238 199H239V198H238ZM242 199H243V198H242ZM185 200H187V201L185 202ZM207 200H208V199H207ZM194 201H195V202H194ZM236 201L238 202V200H236ZM243 201H244V200H243ZM202 202H203V201H202ZM204 202H205V201H204ZM233 202H235V201H233ZM202 204H203V203H202ZM202 204H200V205H202ZM223 204H224V203H223ZM225 204H224V205H225ZM232 205H233V204H232ZM237 205H238V204H237ZM245 205H246V204H245ZM171 206H172V205H171ZM178 206H179V204L177 205V207H178ZM190 206H191V207H190ZM247 206H249V205L247 204ZM174 207H175V206H174ZM181 207H182V205H181V203H180L179 208H181ZM186 207H185V208H186ZM189 207H190V208H189ZM235 207H236V206H235ZM235 207H234V208H235ZM171 208H172V207H171ZM217 208H218V207H217ZM223 208H222V209H223ZM225 208H226V209H225ZM175 209H176V208H175ZM230 209H231V208H230ZM232 209H233V208H232ZM236 209H237V208H236ZM238 209H240V207H239ZM241 209H242V207H241ZM243 209H244V213H245L244 215H246V216L251 215V216H249V217H250V218L252 217L253 220L256 219V217L258 216V213H257L255 210L250 209L249 207H245V208H243ZM58 210H59V209H58ZM179 210H180V209H179ZM228 210H229V209H228ZM168 211H169V210H168ZM174 211H175V210H174ZM176 211H177V209H176ZM181 211H182V210H181ZM230 211H231V210H230ZM230 211H227V212H230ZM184 212H186L185 209H184ZM234 212H235V211H234ZM174 213H175V212H174ZM192 213H191V214H192ZM208 213H209V214H208ZM236 213L239 215L238 212H236ZM236 213H235V214H236ZM248 213H249V214H248ZM232 214H233V212H232ZM242 214H243V212H242ZM242 214H241V215H242ZM238 215H236V216H238ZM167 216H168V215H167ZM167 216H166V219H167ZM189 216H190V215H189ZM196 216H197V217H196ZM211 216H212V217H211ZM236 216H235V219H236ZM242 216H243V215H242ZM208 217H209V219H207ZM8 218H10V217H8ZM53 218H54V217H53ZM56 218H57V217H55V219H56ZM180 218H181V217L179 216V219H180ZM185 218H186V217H185ZM252 218H251V219H252ZM55 219H54V220H55ZM177 219H178V218H177ZM186 219H187V218H186ZM241 219H243V218H240V220H241ZM174 220H175V219H174ZM180 220H181V219H180ZM182 220H183V218H182ZM193 220H194V221H193ZM204 220H206V221L208 220V222L206 223L205 226H203V224H202V223L205 224V222H203ZM214 220H215V218H214ZM214 220H213V221H214ZM216 220H217V219H216ZM237 220H238V219H237ZM249 220H250V219H249ZM38 221H39V220H38ZM45 221H46V220H45ZM49 221H50V220H49ZM172 221H173V219H172ZM175 221H176V220H175ZM190 221H191V220L187 221V223L190 222ZM243 221H244V222H243L244 225L248 223V220H247V219H243ZM250 221H251V220H250ZM250 221H249V224H250ZM47 222H48V221H47ZM51 222H52V221H51ZM173 222H174V221H173ZM239 222H240V221H239ZM252 222H253V221H252ZM44 223H45V222H44ZM69 223H70V222H69ZM241 223H242V222H241ZM46 224H47V223H46ZM87 224H88V223H87ZM207 224H208V225H207ZM234 224L237 225V222L234 223ZM249 224H247V227H249V226H248ZM90 225H91V223H90ZM113 225H114V224H113ZM178 225L180 226V224H178ZM190 225H191V222H190ZM192 225H193V224H192ZM221 225H222V224H221ZM229 225H232V224L229 223ZM238 225H240V224H238ZM114 226H115V225H114ZM127 226H128V225H127ZM129 226H130V225H129ZM212 226H213V225H212ZM241 226H242V225H241ZM245 226H246V225H245ZM46 227H47V226H46ZM234 227H235V226H234ZM236 227H237V226H236ZM236 227H235V229H234L233 226H232V228H233L234 230H236ZM25 228H26V227H25ZM74 228H76V227H74ZM124 228H125V227H124ZM156 228H157V227H156ZM195 228H196V227H195ZM238 228H240V227L238 226ZM244 228H246V227H244ZM244 228H243V229H244ZM27 229H28V228H27ZM66 229H67V228H66ZM76 229H77V228H76ZM76 229H75V230H76ZM116 229H117V228H116ZM121 229H122V228H121ZM152 229H153V228H152ZM159 229H160V228H159ZM192 229H194V228H192ZM212 229H213V228H212ZM248 229H250V227H249ZM80 230H81V229H80ZM127 230H128V229H127ZM239 230H241V229H239ZM262 230H263V229H262ZM27 231H29V230H27ZM30 231H31V230H30ZM66 231H68V230H66ZM132 231H133V230H132ZM195 231H196V229H195ZM206 231H207V230H206ZM226 231H227V230H226ZM228 231H229V230H228ZM249 231H251V230H249ZM260 231H261V229H260ZM121 232H122V231H121ZM163 232H164V231H163ZM168 232H169V231H168ZM168 232H167V234L170 235ZM170 232H171V231H170ZM196 232H197V231H196ZM207 232H209V231H207ZM241 232H242V231H241ZM263 232H264V231H263ZM25 233H26V232H25ZM87 233H88V232H87ZM129 233H130V232H129ZM147 233H148V231H147ZM164 233H165V232H164ZM202 233H203V232H202ZM205 233H206V232H205ZM210 233H211V232H210ZM260 233H262V231H261ZM66 234H67V233H66ZM156 234H157V233H156ZM160 234H161V233H160ZM167 234H166V236H167ZM235 234H236V232H235ZM25 235H26V234H25ZM79 235H80V234H79ZM82 235H83V234H82ZM84 235H85V234H84ZM124 235H125V234H124ZM212 235H213V234H212ZM249 235H250V234H249ZM51 236H52V235H51ZM76 236H77V234H76ZM86 236H87V235H86ZM125 236H127V235H125ZM176 236H177V235H176ZM207 236H208V235H207ZM237 236H238V235H237ZM47 237H48V236H47ZM62 237H63V236H62ZM70 237H71V236H70ZM82 237H83V236H82ZM144 237H145V236H144ZM153 237H154V236H153ZM232 237H233V236H232ZM249 237H250V236H249ZM249 237H248V238H249ZM261 237L264 238V236H262V235H261ZM50 238H51V237H50ZM55 238H56V237H55ZM67 238H68V237H67ZM88 238H89V236H88ZM91 238H92V237H91ZM96 238H97V237H96ZM141 238H143V236H142ZM237 238H238V237H237ZM240 238H241V237H240ZM30 239H31V238H30ZM45 239H46V238H45ZM86 239H87V237H86ZM162 239H163V238H162ZM162 239H161V240H162ZM171 239H172V238H170V236H167V238H166V240H168L169 242H170ZM173 239H174V237H173ZM191 239H192V238H191ZM191 239H190V240H191ZM238 239H239V238H238ZM28 240H29V238H28ZM87 240H88V239H87ZM92 240H93V239H92ZM103 240H104V238H103ZM140 240H141V239H140ZM158 240H159V239H158ZM174 240H175V239H174ZM177 240H178V239H177ZM235 240H236V239H235ZM88 241H89V240H88ZM162 241H163V240H162ZM171 241H173V240H171ZM175 241H176V240H175ZM241 241H242V239H241ZM89 242H91V241H89ZM99 242H100V241H99ZM124 242H125V241H124ZM157 242H159V241H157ZM165 242H166V241H165ZM165 242H162V243H165ZM184 242H185V241H184ZM231 242H232V241H231ZM23 243H24V242H23ZM60 243H61V242H60ZM149 243H150V242H149ZM153 243H154V242H153ZM155 243H156V242H155ZM176 243H178V242H176ZM237 243H238V242H237ZM51 244H52V243H51ZM147 244H148V243H147ZM160 244H161V241H160ZM170 244H174V243H169V244H166V243H165V245H164L165 250H164L163 252H166V253H167V251H169V250L173 247V246L170 247V246H171ZM187 244H188V243H187ZM242 244H243V243H242ZM35 245H36V244H35ZM35 245H34V247H35ZM56 245H57V244H56ZM56 245H55V247H56ZM87 245H88V244H87ZM89 245H90V243H89ZM98 245H99V244H98ZM145 245H146V244H145ZM153 245H154V244H153ZM57 246H58V245H57ZM92 246H93V245H92ZM94 246H95V245H94ZM149 246H150V245H149ZM157 246H158V244H157ZM218 246H219V245H218ZM25 247H26V246H25ZM28 247H30V246L28 245ZM143 247H144V246H143ZM155 247H156V246H155ZM161 247H162V246L160 245L159 248H161ZM177 247H178V246H177ZM230 247H231V246H230ZM153 248H154V247H153ZM184 248H185V247H184ZM55 249H56V248H55ZM126 249H127V248H126ZM139 249H140V248H139ZM144 249H145V247H144ZM157 249H158V248H157ZM177 249H178V248H177ZM179 249H180V248H179ZM182 249H183V248H182ZM42 250H43V249H42ZM46 250H47V249H46ZM48 250H49V249H48ZM52 250H53V249H52ZM152 250H153V249H152ZM152 250H151V252H152ZM161 250H163V249H161ZM186 250H187V249H186ZM137 251H138V250H137ZM146 251H147V250H146ZM173 251H174V250H173ZM177 251H178V250H177ZM177 251H176V252H177ZM51 252H52V251H51ZM53 252H54V250H53ZM59 252H60V251H59ZM131 252H132V251H131ZM163 252H162L161 254H163ZM176 252L174 251V253H176ZM55 253H56V252H55ZM75 253H76V252H75ZM101 253H102V251H101ZM117 253H118V252H117ZM153 253H154V252H153ZM166 253H164V254L166 255ZM169 253H170V251H169ZM171 253H172V252H171ZM179 253H181V252H179ZM187 253H189V252H187ZM46 254H47V253H46ZM48 254H49V253H48ZM184 254H185V253H184ZM49 255H50V254H49ZM57 255H59V254H57ZM64 255H65V254H64ZM75 255H76V254H75ZM99 255H100V254H99ZM110 255H111V254H110ZM130 255H131V254H130ZM139 255H140V254H139ZM198 255H199V254H198ZM55 256H56V254H55ZM73 256H74V255H73ZM78 256H79V255H78ZM166 256H167V255H166ZM168 256H170V255H168ZM168 256H167V257H168ZM53 257H54V256H53ZM63 257H64V256H63ZM146 257H147V256H146ZM162 257H163V256H162ZM164 257H165V256H164ZM175 257H176V256H175ZM59 258H60V257H59ZM59 258H58V259H59ZM80 258H81V257H80ZM70 259H71V258H70ZM70 259H69V260H70ZM78 259H79V258H78ZM141 259H142V256H141ZM52 260H53V258H52ZM64 260H66V258H65ZM80 260H82V258H81ZM161 260H162V259H161ZM172 260H173V259H172ZM175 261H176V260H175ZM64 262H65V261H64ZM64 262H63V263H64ZM154 262H155V261H154ZM178 262H179V261H178ZM56 263H57V262H56ZM56 263H55V264H56ZM67 263H68V262H67ZM76 263H77V262H75L74 264H76ZM83 263H84V262H83ZM133 263H134V262H133ZM72 264H73V263H72ZM77 264H79V263H77ZM85 264H86V263H85ZM95 264H96V263H95Z\"/></svg>",
    "mask_w": 264,
    "mask_h": 264
}]
</instances>
